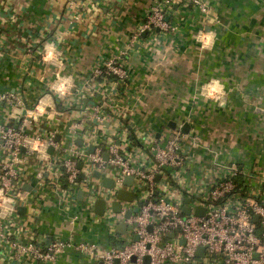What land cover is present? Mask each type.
<instances>
[{"label":"crops","instance_id":"0c3cea01","mask_svg":"<svg viewBox=\"0 0 264 264\" xmlns=\"http://www.w3.org/2000/svg\"><path fill=\"white\" fill-rule=\"evenodd\" d=\"M155 1L0 0V124L18 128L22 116L43 101L64 110L61 123L84 121L82 112L102 108L100 129L109 133L117 119L102 94H95L91 76L128 49ZM203 1L212 10L206 27L189 0H174L170 21L176 31H156L135 44L122 61L128 86L119 88L124 98L119 114L126 113L136 129L160 138L188 126L185 176L198 181L220 160L264 168V0ZM3 96H16L21 104L14 107ZM51 111L41 108L42 124L34 123L32 132L48 126ZM22 155L28 158L22 190L36 192L43 162ZM97 202L91 209L79 190L68 211L49 188L18 208L19 221L48 244L63 239L105 250L119 240L95 221L106 208L97 209ZM73 216L79 217L75 225ZM32 264L102 263L70 251L55 263Z\"/></svg>","mask_w":264,"mask_h":264},{"label":"built area","instance_id":"2783aa9c","mask_svg":"<svg viewBox=\"0 0 264 264\" xmlns=\"http://www.w3.org/2000/svg\"><path fill=\"white\" fill-rule=\"evenodd\" d=\"M189 3L202 16L203 26H208L210 6L203 0ZM173 9L174 0H156L143 25L133 33L128 49L92 74V89L102 94L103 105L113 110L117 119L109 133L100 129L105 123L102 108L90 115L89 108L82 112L84 121L61 123L64 110L57 103L45 106L43 101L22 116L18 128L0 124V264L55 263L70 251L102 264H264V168L220 160L214 162L212 174L204 180L187 179L191 138L182 127L167 130L158 138L154 132L136 129L126 113L119 114L124 103L119 88L129 82L123 59L142 42L144 34L175 32L177 28L170 21ZM1 99L14 107L21 104L16 96ZM48 106L52 108L46 115L48 126L32 132L34 123L42 124L41 108ZM51 148L53 154L49 153ZM22 151L43 162L36 192L22 190L28 177V158ZM97 172L100 178L95 177ZM127 177L134 180L131 187L125 185ZM106 178L114 181L113 188L103 185ZM49 188L68 211L79 190L91 209L103 200L105 212L95 216V221L109 226L119 244L102 250L96 244L63 239L48 244L31 236L19 221L18 208L29 205L36 194ZM120 190L132 192L135 200L122 201L121 211L116 213L113 204ZM185 208L191 210L189 215ZM197 208L204 210L203 215H196ZM129 211L131 216L126 218ZM78 219L73 216L71 225ZM122 223L127 225V233L118 237L116 228ZM199 249L203 255H198ZM147 257L149 263L145 262Z\"/></svg>","mask_w":264,"mask_h":264},{"label":"water","instance_id":"95a60500","mask_svg":"<svg viewBox=\"0 0 264 264\" xmlns=\"http://www.w3.org/2000/svg\"><path fill=\"white\" fill-rule=\"evenodd\" d=\"M146 36H147V34H144V37H146ZM138 48H139V46L136 47V49H138ZM224 100L225 99L223 98L222 102H224ZM257 112H261V110H258ZM187 129H188V126H186L185 128H183L182 129V132L185 133V134H187ZM59 140H60V136H57L56 137V141H59ZM81 143L82 142L79 141L78 142V145H81ZM49 151L52 154L53 153V148H51ZM90 151L93 152L94 151V147H91ZM105 158L108 160L109 155L107 154L105 156ZM79 168L80 169L82 168V164L79 165ZM95 177L96 178H100L101 177V174L99 172H97V173H95ZM80 179H84V176L81 175L80 176ZM133 182H134L133 178L127 177L125 179V185L126 186L131 187L133 185ZM103 185L106 188H113L114 187V181L111 180V179L106 178V179L103 180ZM134 200H135V195L132 192H127L125 190H120L119 193H118V195H117V202H115V204H113V209H114L115 212H120L121 211V202L122 201L123 202L132 203ZM186 203L189 204V200H186ZM102 206L103 207L105 206V202L103 200H99L97 202V205H96L97 209H102ZM184 213L186 215H189L191 213V210L189 208H185L184 209ZM203 213H204V210L203 209H201V208H197L196 209V215L201 216V215H203ZM102 216H103V214H102ZM130 216H131V212L129 211L126 214V218H130ZM255 221H257V218L255 219ZM149 230L152 231V228H149ZM116 232L118 234L125 235L127 233V225L125 223L119 224L118 227H117V229H116ZM170 237H173V235H171ZM135 241H138V238L137 237L135 238ZM182 243H184V241H182ZM198 255L199 256L200 255H203V249H199ZM133 261L135 262V258L133 259ZM145 262L146 263H149L150 262L149 257L145 258Z\"/></svg>","mask_w":264,"mask_h":264},{"label":"clouds","instance_id":"9594fccd","mask_svg":"<svg viewBox=\"0 0 264 264\" xmlns=\"http://www.w3.org/2000/svg\"><path fill=\"white\" fill-rule=\"evenodd\" d=\"M207 39V38H206Z\"/></svg>","mask_w":264,"mask_h":264}]
</instances>
